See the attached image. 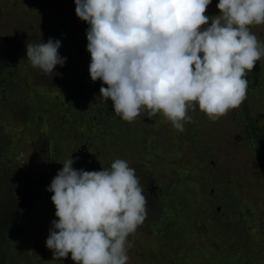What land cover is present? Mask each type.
<instances>
[{
    "label": "rangeland",
    "instance_id": "1",
    "mask_svg": "<svg viewBox=\"0 0 264 264\" xmlns=\"http://www.w3.org/2000/svg\"><path fill=\"white\" fill-rule=\"evenodd\" d=\"M218 2L212 0L206 14L218 15ZM75 7L74 0H0V55L4 47L18 44L12 54L15 61L5 66L0 76V213L9 196L28 200L30 204L27 218L20 214L17 219L6 217L0 223L9 224L15 232V223L23 226L27 221L19 232L30 231L25 241L29 242L26 246L35 262L42 253L38 254L34 244L42 246L47 239L36 240L46 232L38 228L58 219L51 200L53 193L47 187L62 169V163L72 155L79 157L74 160V169L99 171L110 168L116 159H123L135 169L136 175L142 167L153 168L154 192L163 194L165 208H172L173 202L178 204L181 196L187 201L174 206L173 215L166 220L161 219L164 214L160 217L162 221L146 220L151 216L147 213L143 224L128 237L134 246L128 251L127 264H241L242 260L252 264L247 257L249 252L254 260L258 259L256 264H264V176L252 168L257 157L248 147L241 120L243 105L250 115L264 110L260 98L247 89L250 98L216 121L209 120L197 106L195 111H189L193 120L185 124L184 132L177 131L160 113L155 115L157 118L137 117L126 124L131 133L116 147L99 143L98 139L90 141L87 135L74 139L72 135L77 129L61 116L62 109L66 112L72 103L61 107L64 100L59 93L52 92L58 80L53 85L51 78L31 66L26 45L47 42L49 38L60 40L58 51L67 59L62 74L59 67L52 74H59L62 80L70 70L76 76L88 69L90 61L84 59L89 56L86 38L89 25L76 16ZM250 31L264 43V24L252 25ZM1 57L0 62L8 58ZM86 84L89 86L91 82ZM75 108L91 111L87 106ZM41 124L47 128L43 129ZM144 131L156 133V142L161 144L157 146V158L148 156L146 165L138 162L147 144L142 140ZM152 159L157 160V167L152 166ZM198 165L205 177L196 184L190 178ZM218 170L215 179L220 182L213 178ZM226 172L227 178L232 177L229 185L224 180ZM157 203V209L161 210L163 205L158 198ZM195 216L199 220L194 221ZM181 217L190 230L177 225ZM248 225L255 230L246 229ZM31 233H36L35 237ZM237 253L240 260L233 261ZM43 258L38 260L44 264L68 262L67 258L56 262ZM71 263L76 264L73 260Z\"/></svg>",
    "mask_w": 264,
    "mask_h": 264
},
{
    "label": "clouds",
    "instance_id": "2",
    "mask_svg": "<svg viewBox=\"0 0 264 264\" xmlns=\"http://www.w3.org/2000/svg\"><path fill=\"white\" fill-rule=\"evenodd\" d=\"M87 22L91 80L122 120L157 113L179 132L197 106L216 121L247 99V73L264 57L250 26L264 24V0H74ZM209 21H211L209 25ZM60 40L26 45L33 68L51 75L66 57ZM103 85H107L104 87ZM70 156L47 190L55 219L46 247L76 264H127L128 240L147 217V198L135 169L123 159L110 168H73Z\"/></svg>",
    "mask_w": 264,
    "mask_h": 264
},
{
    "label": "trees",
    "instance_id": "3",
    "mask_svg": "<svg viewBox=\"0 0 264 264\" xmlns=\"http://www.w3.org/2000/svg\"><path fill=\"white\" fill-rule=\"evenodd\" d=\"M17 47H18L17 43L15 45L11 44L7 47H4L5 49L2 51V54L0 55V59L2 58L1 56H8V58L7 60H5V62H0V76L4 72V69L6 68L5 66H8L15 61V58L12 54L16 50ZM84 61H91L90 53H89V56L85 57ZM58 67L60 68L59 73L61 75L62 74L61 69H63V66L56 65L55 68L57 69ZM65 68L67 67L65 66ZM67 69H71V67ZM42 75H45V74L43 73ZM60 75L55 73V74L46 75V76L49 79L51 78L52 81H54L52 82L53 85L56 79L58 80L57 85H55L56 87H53V85L51 86L53 87L52 92L59 93V95L64 100L61 103L62 104L61 107L62 108H64L65 106L67 107V105H69V102L72 103L70 104L69 108H67V110L65 109L66 112L64 111V109H62V114H61L62 118L63 117L66 118V120L72 124L71 126H73V128H76L78 131V132L74 131V134L72 135V137L74 139H80L81 136H78V135H87V137L90 138V141L91 139L94 141L98 139L99 143H106L107 145L113 146V147L119 146V143L125 137V135L128 132L131 133V129L126 127V124L131 123V122L124 121L115 114L114 109H113V104L110 99L106 101L105 103L102 97H100L99 90H100V87L102 86V81L98 79L95 82H93L89 74V68L85 70H81V72H78V75L76 76L70 70L69 74L66 75L64 80L61 79ZM247 79L249 81L248 89L251 90L252 92L254 91L255 93L254 95L260 98L259 104H261L264 108V102H263L264 100L263 98L264 96V57H261V59L256 62L254 69L251 72L247 73ZM63 81H65V84ZM89 82H91V84L88 86L86 83H89ZM75 84L77 87L75 86ZM103 86L107 87V85H103ZM254 95L252 97L255 98ZM249 98L250 97L247 96V99ZM78 106H87V108L90 107L89 109H91V111L76 109L75 107H78ZM81 112H85V113H81ZM241 115L243 117V119L241 118V120L243 122V126L245 127L244 130L242 129L243 132L245 131V134L243 135L248 136L246 137L248 138V141H249L248 147L250 151L253 154H255L257 157L252 162V168H256L260 170V172L262 173V176H264V110L259 112V114L250 115V113H248L247 111L246 106L243 105V110L241 112ZM156 116L155 118H157ZM259 125H263V126L260 127ZM44 128H47V126L46 127L43 126V129ZM51 132H54V131H51ZM251 135L253 136L252 140L249 137ZM142 140H144L147 144L143 146L142 148L143 153H141L140 155L142 160L139 159L138 162L139 164L146 165L145 162H147V159L149 158L148 156L152 158H157V146H161V144H157L156 142L157 134L154 132L151 134V132L149 131H144ZM151 164L152 166L157 167V160L152 159ZM198 164H199V161H198ZM152 169L153 168L151 167L150 168L142 167V170L136 176L139 178L140 184L143 187V194L147 198V204L149 206V207L146 206L147 213H151V216L149 217V219H146V220H153V221L155 220L157 222L158 219L159 221H162V220H166L170 218L174 213V210L172 208L174 206H179V205L181 206L183 205L184 202H187V201H184L181 196L179 201L177 199L178 204H175L173 202L172 208H165L166 203H164L163 201L164 200L163 194H159V192L157 191L154 192V185L152 184V182L154 181V178L151 175ZM217 172H219V170L215 171V173L213 174L214 179L216 177ZM203 177H205L203 168L200 165H198L193 170V175L190 179L191 180L193 179V181H195V182L192 181L193 183L198 184L202 181ZM231 178H229V175L227 178V172H226L225 178H224L226 185L230 184ZM261 178L262 177H259V180H258L259 183L261 182ZM215 181L217 182L219 180L215 179ZM239 182H240V179H239ZM238 191H239V188H237L236 193ZM157 198H158V201L163 205L161 210L157 209V205H158ZM28 203H29L28 200H20L13 196H9V198L6 199V205L3 206V209L0 213V220L6 217L17 219L19 218L20 214L21 215L25 214V218H27L29 216L28 210L30 209V204L28 205ZM154 207L155 209L153 210ZM25 211L27 214L24 213ZM161 214H164V216L161 218L162 220L160 219ZM244 216L245 215L243 214L242 217L244 218ZM196 218L197 216H195L194 221L199 220L198 218L197 219ZM177 221H178L177 222L178 226H181L184 229L188 228V224L184 222L183 217L179 218ZM26 223L27 221H25L23 226H19L18 223H15V226H14V228L16 229L15 232H13L12 229L10 230L9 224L0 223V264H12V263L13 264H33L34 261H32V257L29 256V251L26 246V245L29 246L28 244L29 242L25 241V239L29 237L27 234L30 231L27 234L23 232L22 234L19 232L20 229L26 226ZM163 223L164 222H162L161 224ZM51 226L52 225L50 223H44L42 226H40L38 230L46 231V232L42 238H36V240L42 241L46 239L49 235V229L51 228ZM246 229L250 231L252 229L255 230L254 227L249 226V225L246 227ZM36 233L35 234L31 233V235L35 237ZM10 237H14V238L18 237V238L10 240L9 239ZM261 242L263 243V241ZM37 243L41 244L43 242H37ZM34 245H35V248H37L38 250V254L40 252L42 253V254H39L40 256L36 258L34 263L44 264L42 263V261L38 260V258L40 257H45L43 258V261L45 259L50 262H56L58 260V259L51 257L53 255V251L46 247V242L42 246H39L36 243ZM239 252L241 253V251ZM238 254L239 253H237L233 257V261L240 260V258L238 257ZM247 257H250L252 259V264H256L258 262V259L254 260V258L251 255V252L248 253ZM67 259H68V262H66V264L67 263L72 264L71 254H69ZM241 264H245L244 260L241 261Z\"/></svg>",
    "mask_w": 264,
    "mask_h": 264
},
{
    "label": "flooded vegetation",
    "instance_id": "4",
    "mask_svg": "<svg viewBox=\"0 0 264 264\" xmlns=\"http://www.w3.org/2000/svg\"><path fill=\"white\" fill-rule=\"evenodd\" d=\"M233 115L235 116V115H237L235 112L233 113ZM235 120H236V118H235ZM250 138H251V140L253 139L252 137V135L251 136H249Z\"/></svg>",
    "mask_w": 264,
    "mask_h": 264
}]
</instances>
